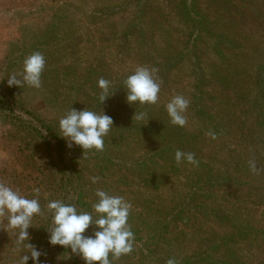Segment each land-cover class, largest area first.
Masks as SVG:
<instances>
[{
	"label": "rangeland",
	"instance_id": "rangeland-1",
	"mask_svg": "<svg viewBox=\"0 0 264 264\" xmlns=\"http://www.w3.org/2000/svg\"><path fill=\"white\" fill-rule=\"evenodd\" d=\"M149 1L150 4L146 14L148 26L153 27L154 22H156L154 26L156 30L162 28L171 35L166 37L163 43L157 42V47L163 48V54L168 56L171 52L180 48V42L184 43L185 37L188 35L175 13L174 8L179 4V0ZM145 2L147 0H0V182L7 184L14 190H19L21 195L29 199L34 197L33 189L39 188L38 199L42 209L41 218L43 215L47 216L49 214L48 202L50 200H60L64 197V194L68 195L66 202L76 207L75 200L80 194V187L86 193L82 197L85 206L82 211L76 208L79 212H88V209L92 212V205L97 201L95 191L101 189L109 195L122 196L132 204L128 224L130 228L137 229L141 239L145 240L146 224L159 220L158 213L162 212L164 206L169 205V201L175 192L180 191L182 194L188 192L189 181L186 177L189 173H193L195 168L191 164L181 166V164L173 163L172 165L169 160L174 156L167 158L169 164L166 163L163 170L160 169V171L156 169V166L162 165L161 162L159 164L160 159L155 158L158 165H151L148 162L147 169H153L155 180H160V172L165 171L166 181H164L163 189L146 190L149 188L147 187L149 178L145 174H140L135 168L132 169L133 167L129 165L131 162L143 159L149 150L158 148V145L150 142L145 138V135L140 138L135 134L127 139L128 132L113 131L104 137V150L92 154L91 151L93 150L83 153L79 146L68 149L65 140L63 146L58 147L55 145V139H51L43 129V125L58 129L59 119L70 110L64 107L66 102L72 99H78L79 101L82 96L92 97L95 94H100L98 92L94 94L92 89L90 91L84 86L81 88V93H77L78 96L75 95V84L82 83L85 73L94 67L93 64L96 63V60L103 59L108 62L110 66H113V68H110L114 72H116V69L124 71L125 64L128 66L126 62L135 63L133 59L125 61L118 55V48L111 45L113 38L109 36L111 35L110 30L104 28L102 24L96 25V27L91 25V15L96 17L99 16L100 12L109 14L107 8H113L111 11L114 14L120 8L123 9L132 4L140 6ZM195 3L200 16L207 18V24L210 27L205 25V28L207 31L210 30L208 32L214 38V41L211 42L206 40L207 49L202 51V62L207 63V65L212 62H219L210 55L209 50L211 45L214 44L215 38L221 42L219 47L221 52L226 57L234 56L235 63L238 58L239 62L240 56L243 57V55L256 62L257 65L264 62V0H195ZM96 18H100V16ZM109 19L115 24H120L118 16ZM87 28L91 29L90 32L94 35L95 40L100 42L97 47L91 49L90 52H86L84 49L74 52L69 49L68 37H64L65 29L68 35H84L90 33ZM117 30L118 32L121 31L122 27H118ZM172 38L176 42H173ZM227 41L231 44L227 45L229 44ZM38 48L41 50L40 53L44 55L46 62L43 75L47 77L51 71L56 72L57 80L50 81L46 78V80L41 81V84L45 85H41L39 89L27 85L20 88L8 87L6 83L8 76L14 72H21L24 59L32 53L38 52ZM226 48L229 50H226ZM82 52L84 54L83 60L78 63L79 55ZM114 56L120 58L119 61L122 60L121 63L116 64V67L112 62ZM152 60L155 61L154 58ZM69 66L74 69L72 75L68 73L67 68ZM217 66L219 65L217 64ZM81 67L83 68L82 71ZM189 69V64L183 65L182 63L176 69L178 73L175 81L171 83V79H168L167 85L163 80L158 81L160 91L163 90V95L165 94L168 98H173L176 95L187 98L191 95L194 83L190 77ZM213 78H207L209 83L203 90L216 98L218 105H220L222 104L221 98L229 96V93L225 95V92L220 89V83H215ZM108 79L111 80L112 86L114 80L112 81L110 76ZM239 85L240 82L236 85L237 88ZM49 92L54 94L51 95ZM161 94L159 93V97ZM55 95L58 97H54ZM85 97L83 101L86 100ZM53 98L63 100V103L59 104ZM160 99V104H163L162 97ZM230 99L233 100L232 95ZM83 101L79 102L85 103ZM56 104L60 106L56 107ZM61 106L64 107L63 110L59 109ZM246 106L250 107L248 104ZM83 109L81 108V110ZM219 110L221 109L219 108ZM185 116L188 127L191 123L195 124V121L191 120L188 110ZM242 116L239 123H235L238 124L236 130L244 129V126H242V119L244 118ZM127 118L124 115L115 119L114 121L118 124L115 125L116 128L125 129L127 125L122 123ZM257 119L260 121L259 116ZM249 124L254 128L252 123ZM35 130L39 131L49 143L43 141L44 139H39ZM252 138L249 139L250 142L256 144ZM231 144L235 146L234 143ZM240 148L245 147L240 146ZM254 149L264 158V145L262 143L256 144ZM125 162H127L126 165H124ZM262 165L263 171L259 172L264 179L263 161ZM79 170L83 177L81 181L77 180L78 173H75ZM92 177H99V182L92 184ZM89 187L90 191H88ZM211 196L216 199L214 200V208H222L225 211L230 210L237 218H240L239 213H241L248 220L252 219L255 223L263 222L264 224V199L262 205L257 206L258 208L248 205L247 212L243 211V214L239 211V207L244 197L240 195L239 190L233 187L229 189L220 188ZM211 198L207 200L209 204L213 202ZM143 213L146 216H143ZM93 214L95 218V213L93 212ZM197 219L199 223H194V226L203 228V232L186 230L189 233L186 234V237H182L176 236L175 230L169 231L170 233L174 232V234H167L166 238L175 241L174 243L172 240L174 244L173 247H170L171 253L180 256L179 249L181 248L182 252L186 251L183 255H187L191 254L196 248H204L207 244L209 245L208 241L213 237L210 236L211 232L205 231V233L204 229L208 230L210 228L219 236L234 233L226 222L216 221L213 217L203 218L197 216ZM39 223V218L34 216L31 226ZM50 227H52V224H50ZM11 231L12 229L7 225V214L0 216V264H18L19 254L15 250L16 247L14 249L5 248L3 245H6L7 242L2 243L3 238L11 233L13 234H11L10 239L16 240L15 231ZM91 231L90 228L86 234H90ZM30 236L32 238V235ZM261 238L256 239L253 235L250 236L248 240L254 244L249 251L240 246V241H238L239 243L236 246L237 257H242L246 264H252L250 261L251 256L253 263L259 264L264 257V245L260 244ZM199 241L205 244L199 245ZM163 243L167 242L157 237V234L145 243L133 242V248H136L135 252L133 250L130 254L121 256L118 260L113 261V264H141L138 261L139 249L154 252L155 255L161 256L163 255L162 249H164ZM60 248L59 246L45 247L46 251L44 252L47 255L41 257V264H84L83 260L72 255L70 250L63 248L60 250ZM6 252L9 253L6 254ZM247 258L249 259L246 260Z\"/></svg>",
	"mask_w": 264,
	"mask_h": 264
},
{
	"label": "trees",
	"instance_id": "trees-1",
	"mask_svg": "<svg viewBox=\"0 0 264 264\" xmlns=\"http://www.w3.org/2000/svg\"><path fill=\"white\" fill-rule=\"evenodd\" d=\"M149 4V0L140 6L138 4H132L131 6L123 8L124 10L120 8L114 14L111 11L113 8H107L108 13H110L106 14L100 12V18H96L99 16L95 17L91 15V25L96 27V25L102 24L104 28L110 30L111 35L109 36L113 38L111 45L118 48V55L125 61L133 59L136 64L134 62H126L128 66L124 63V71L116 69V72H114L110 68H113V66H110L108 62H105L103 59L96 60V63L93 64L94 67L85 73L82 83L75 84V95L78 96L77 93H81V88L84 86L89 90L92 89L94 94L97 92L101 94L98 81L103 78L111 82V80L108 79L110 76L112 81L114 80L111 86V90L115 91L113 96L107 99L102 105L99 103L100 94H95L96 96L93 95L92 97L82 96L79 101H83L85 97L86 100L83 101L85 103H80L78 99H72L66 102L64 107L66 109H71V107H73L79 110H81V108H86L87 110L97 113H101L102 110H104L107 115L112 117L114 122L113 128L109 133L117 130L128 132L127 139L129 136H134L135 134L140 136V138H143L145 135V138L150 142L158 145L156 150H149L143 159L129 164L133 167L132 169L135 168L140 174H145L149 178V185L147 184L149 188L146 189L144 186L146 190L163 189L164 181H166L165 171L160 172V180L156 181L153 169H147L148 162L151 165H158L155 158L160 159L159 164L160 162L162 163V165L156 166V169H159V171L160 169L163 170V166L166 165V163L169 164L170 162L172 165L176 163L174 161L175 152L177 150L194 153L195 158L199 161L198 166H194V172L189 173L186 177L189 181L187 194H182L178 191L172 195L173 197L170 199L169 205L164 206L165 208H162V212L158 213L159 220L151 224H146L145 229L147 232L145 240L141 239L137 229L131 228L134 233V242L145 243L156 234L157 237L167 242L163 243L164 249H162L163 255L161 256L155 255L154 252H147L143 249H139L138 261H140L141 264H150V261L152 262L151 264H167L170 258H174L177 264H246L242 257H240L241 259L237 257L236 246L239 243L238 241H240V246L247 251L252 249L254 244L252 241L248 240L252 235L256 237V239L262 237L260 244L264 245L263 222L255 223L252 219L248 220L245 216H242L241 213H239L240 218H237L230 210L225 211L222 208H214V200L216 199L211 195L215 193L217 189H229L233 187L239 190L240 195L244 197L239 207V211L242 213L243 211L247 212L248 205L254 208H258L262 205L264 199V179L260 176V172L253 173L250 170L249 162L254 161L258 169L263 171L262 161L264 162V158L254 148L256 144L259 145L262 143L264 145V62L257 65L255 64L256 62H253V60L248 59L246 55H243V57L240 56L239 62V58L236 60V64L234 56L226 57L225 54L221 52L219 48L221 42L217 40V38H215L216 43L214 42L209 50L210 55L219 62H212L210 65L202 62V51L207 49L206 40L211 42L214 41V38L213 35H210L208 32L210 30H206L205 25H208V20L206 17L200 16L195 0H190L188 2L187 0H179V4L175 6L176 16L188 35H186L184 43L180 42V48L174 50V52H171L169 55L167 53L168 56H165V54H163L164 51L162 52L163 48L157 47V42L163 43L166 37H170L171 35L167 30H162V28H157L156 30V28H154L156 22H154L153 27L148 26L146 14ZM113 16H118L120 24H115L110 21L109 18ZM65 20L67 19L65 18ZM118 27H122V30L119 32L117 30ZM207 27L210 26L208 25ZM87 30L89 32L91 31L90 28H87ZM64 32V37H68V47L74 52L80 51V49L90 52L91 49L96 48L97 44L100 43L95 40L91 32L84 35H68L66 29ZM172 41L176 42L173 38ZM227 43H229L227 45L231 44L229 41H227ZM200 45L201 47H199ZM226 50L229 49L226 48ZM38 52H41L39 48ZM79 56L78 63L83 60V52ZM152 57L155 59L154 62ZM118 59L120 58L114 56V61L112 62L115 67L116 64L118 65L122 62V60L119 61ZM182 63L183 65H190L189 74L194 83V88L191 90L192 94L186 99L189 100V116L191 120L195 121V124L191 123L189 127L187 125L178 127L170 123L164 104L166 105L172 98H168L165 94L163 95V90L159 92L162 93L160 97H162L163 104H160V97L156 104L151 105L134 104L130 106L125 102L123 82L127 76L134 73L137 67L143 66L150 70L154 69V78L156 81L163 80L167 85L169 82L168 79H171V83L177 79L176 75L178 72L176 69H178V66ZM217 64L219 66H217ZM67 70L68 73L72 75L74 69L69 66ZM82 70L83 68L81 67V71ZM44 72L45 69L42 73L41 81L46 80V78L50 81L57 80L56 72L51 71L47 77L43 75ZM224 74L226 76H223ZM212 77H214L213 80L215 83H220V89L222 92H225V95L229 93V96L221 98L222 104L220 105H218L216 98H213L209 93L203 90L209 83L207 78ZM239 82L240 85L237 88L236 85H238ZM49 94L52 95L54 93L49 92ZM231 95L233 100L230 99ZM54 97L58 96L55 95ZM57 99L53 98V100L58 101L59 104L63 103V100ZM246 104L250 107H247ZM55 106L57 107L60 105L56 104ZM64 107L62 108L61 106L59 109L63 110ZM219 108L221 110H219ZM134 111L146 112L149 119L148 123L147 121L137 122L135 119L132 120ZM244 111L248 114H244ZM124 115L128 118L125 119V122L122 124L127 125V127L121 130L116 128L115 125L118 124H116L114 120ZM241 116L244 118L242 119V126H244V129L236 130L238 124L235 123H239ZM258 116L260 117V121L257 119ZM249 123H252L254 128H252V125ZM43 129H45V132L51 139H55V145L58 147L63 146L64 139L58 137L59 131L56 127L50 128L47 125H43ZM35 131L39 139L43 140L44 138L39 131ZM210 134H214L215 139H213ZM251 137H253L252 139H254L256 144L250 142L249 139ZM43 141L49 143L46 139ZM231 143H234L235 146ZM240 146L245 148H240ZM91 153H97V151L93 150ZM170 156H174V159L172 158L168 162L167 158ZM126 164L127 162L124 163V165ZM183 165L186 166L188 163H181V166ZM75 173H78L77 180H83L80 170ZM82 187L85 188V186ZM82 189L83 188L80 187V194H78L75 200L76 207L79 211H82L85 206V203L82 202V197H84L86 193ZM88 191H90V187ZM209 198H211V201L213 200L214 203L211 202V204H209L207 202ZM67 199L68 195L64 194V197L60 200L69 204L66 202ZM213 209H215V211H213ZM88 212H90L89 209ZM41 215L42 213L35 216L39 218L40 223L31 226L32 228L28 231L30 235H32L30 243L46 251L45 247L49 246L47 243L46 231H50L52 228L50 227V224H52V217L50 212L47 216L43 215L42 218L40 217ZM143 216L146 215L143 213ZM197 216H202L203 218L210 216L216 221L226 222V224L233 229L234 233L232 232L219 236L210 228L208 230L204 229V232H211L210 236L213 237V239L208 241L209 245L207 244L204 248H196L191 254L187 255H183L186 251L182 252L181 248L179 249L180 256L171 253L170 247H173L175 241L172 239L174 241L173 243L172 240L166 238V235L174 234V232L170 233V230H175L176 236L182 237H186V234L189 233L186 232V230H191L192 232L198 230L199 232H203V228L194 226V223H199ZM11 234L5 236L2 243L7 242L8 245L4 244L3 247L14 249L16 247V240L10 239L12 236ZM202 244L205 243L199 241V245ZM135 249L133 248L134 252ZM60 250H62V248H60ZM8 253L9 252H6V254ZM250 258L251 263L254 264L251 256ZM248 259L249 258L246 260ZM17 263L19 264V260ZM29 264H32L31 260ZM259 264H264V257Z\"/></svg>",
	"mask_w": 264,
	"mask_h": 264
},
{
	"label": "clouds",
	"instance_id": "clouds-1",
	"mask_svg": "<svg viewBox=\"0 0 264 264\" xmlns=\"http://www.w3.org/2000/svg\"><path fill=\"white\" fill-rule=\"evenodd\" d=\"M45 63L42 53H32L24 59L21 72L8 76L7 86L20 88L27 85L39 89ZM154 72V69L140 66L127 76L123 89L128 105L157 103L160 84L154 78ZM98 87L101 89L99 103L102 105L115 91L111 90V82L103 78L98 81ZM188 107L189 100L184 96H174L165 105L170 123L184 127L187 124L185 113ZM133 119L137 122L149 121L146 112L134 111ZM113 123L112 117L104 110L97 113L86 108L77 110L71 107L58 121V137L65 140L68 149L79 146L83 153L91 150L101 152L104 150V137L113 128ZM210 135L215 139L214 134ZM175 161L177 164H199L194 153L180 150L175 152ZM249 168L253 173L260 171L254 161L249 162ZM99 180V177H92L91 183L96 184ZM33 193L34 197L29 199L21 195L19 190L0 182V216L7 214V225L15 231L19 264H29L30 260L32 264H41V257L47 255L37 245L30 243L28 230L32 228L34 216L42 212L38 199L40 189L34 188ZM95 196L97 201L92 205V212H79L75 205L50 200L47 209L51 213L52 228L46 231L47 243L70 250L84 264H113V261L133 251L134 233L128 224L132 204L122 196L109 195L101 189L95 191ZM90 228L91 233L86 234ZM167 264H177V261L170 258Z\"/></svg>",
	"mask_w": 264,
	"mask_h": 264
}]
</instances>
